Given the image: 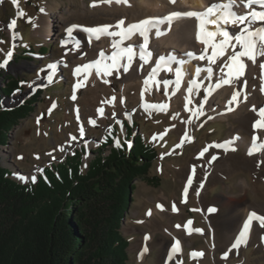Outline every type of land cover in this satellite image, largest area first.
Returning a JSON list of instances; mask_svg holds the SVG:
<instances>
[{"label":"rangeland","instance_id":"374dc122","mask_svg":"<svg viewBox=\"0 0 264 264\" xmlns=\"http://www.w3.org/2000/svg\"><path fill=\"white\" fill-rule=\"evenodd\" d=\"M94 3V0H17V3L13 4L12 0H0V41H3L0 43V64H3L9 51L12 53L8 63L0 67V89L8 91V80L10 79L18 81L20 86V89L15 90L9 98L4 97V103L20 105L27 101L37 100L34 111L13 129L9 143L3 147L1 153L3 165L12 171L16 180L28 184L33 181V177L37 181L44 174L46 168L67 161L77 151H83V167L86 169L96 156V152L108 155L110 149L116 146V141L120 144L124 140L130 145V140H128L130 135L142 136L156 148L159 154L153 162L148 176L153 179L157 178L158 184L148 179H139L135 183L129 209L122 225V233L130 242L128 247L129 263L164 264L159 260L158 248L154 249L151 252L152 255L147 256L144 261L138 251L131 250L134 243L141 238L145 239L152 233L151 229L143 225L148 220L150 221L151 217L148 213L155 208L156 203L160 202L157 195L164 191L170 198V205L181 204L180 210H182L183 216L174 215L172 224L175 227L177 225L183 227L187 220L191 219L195 229L202 230L199 231L200 233L196 232L187 237L190 243L186 246V251L179 254L171 264H264V250L259 248L257 242L249 245L240 254L235 252L230 257L228 255L229 258L222 259L220 252L215 253L212 250L215 242L207 231L209 229L208 221L220 231L226 228V218L234 205L232 201H239L244 197L237 184L240 179H246L249 185L247 205L250 203L264 204V176L256 178L251 171H236L223 180L221 178L214 180L213 184L210 183L205 191V199H199L197 195L198 183L192 180L196 178L192 177L196 172L190 176L192 177L191 181L194 182H191V186L187 182L189 179H183L180 182L181 168L185 167L193 158L200 156L199 154L209 144L224 141L230 124L224 121H213L210 115H206L199 119V125H193L195 137L193 141L178 147L180 137L174 132L159 139L156 137L157 134L166 131V127L173 123V111L167 107L164 110L156 108L147 110L145 107L139 108L130 105L126 110V114H129L126 116L128 121L125 117L117 114L120 106L119 103L117 105L113 103L112 95L109 96L110 93L106 95V92L101 90L98 91V93L101 92V95L99 93L96 96L93 91L96 86L92 79L91 69L90 71L82 70L79 73L72 70L74 68L71 64L72 61L91 59V51L87 52L86 48L78 43H68L62 37L45 38L40 32V34L38 33V23L49 14L52 6L69 7L71 10L65 14V17L74 19L81 7L83 8L86 4L88 8L92 9ZM13 19L16 23L10 29L9 24ZM31 46L34 54L28 53ZM24 57H30L32 60L22 59ZM51 64L56 65L54 72L48 67ZM50 76L51 79H49ZM168 76L170 77V74ZM238 81L239 79L235 80V82ZM120 84V80L116 77L112 82L113 89L120 92ZM162 93L167 94L172 100V93ZM75 95L79 101L76 98L73 99ZM99 96L101 98L103 96V98L101 99ZM164 103L165 99L160 102V105H164ZM78 104L82 111L84 110L85 115L84 123H86L85 129L87 130H84L83 136L80 133L82 125L77 112ZM105 105H107L108 112ZM100 109H103L102 113L99 111ZM93 120L98 123L90 127L89 123ZM136 122L137 126H135ZM231 122H234L233 119ZM115 135L117 137L113 138ZM72 137H80V139L73 140ZM110 139L113 141L111 147L101 146ZM246 154L243 147L232 153L235 156ZM211 158V154L207 155V160H211ZM207 172L206 174L210 173V171ZM198 174L197 172L196 176ZM188 186L191 188V193L187 199L184 190ZM226 195L230 198H224ZM152 198L156 199V203L152 201ZM211 207L219 209L212 217L208 215L207 211ZM162 224L165 227L168 226L169 220L163 219ZM127 225L134 226L141 231L129 233L126 231ZM185 232L182 230L181 237L187 236ZM154 235V239L158 241L165 234L158 230ZM167 238L168 246L173 248L176 238L168 236ZM217 240L216 245H224L222 238ZM226 249L231 250L232 247L228 245ZM193 252H202L203 256L193 258L191 256Z\"/></svg>","mask_w":264,"mask_h":264},{"label":"bare ground","instance_id":"6f19581e","mask_svg":"<svg viewBox=\"0 0 264 264\" xmlns=\"http://www.w3.org/2000/svg\"><path fill=\"white\" fill-rule=\"evenodd\" d=\"M94 2L96 6H93L92 9H90V7L88 8L85 4L83 8H80L78 13L75 12L76 16L74 19L65 17V14L71 10L69 7L60 8L59 6H52L49 14L40 20L37 28L38 33L40 32L45 38L62 37V39L68 43H78L85 47L87 52L91 51V59L87 61L79 60V62L72 61L71 64L74 67L72 69L73 71H75L78 67L83 68L85 64H89L97 59H100L99 54L101 51L105 53L102 63L91 68L92 79L96 86L93 91L96 96H98L99 93L101 95V92L98 93V91L101 90L106 92V95L107 93H110L109 96L112 95L111 100L113 103L115 105L119 103L120 110L117 114L125 117L126 119V116H129L128 113L126 114V110L130 105L143 108L145 105H160V102L165 99L164 105H167V108L174 112V115L172 116L173 123L166 127V131L157 134L156 137L161 139L169 133H177L180 137V145L182 144V146L189 143V139L191 141L195 139L193 125H199V119L201 117L210 115L213 121H224L230 124L229 132L224 141L209 144L207 147L208 151L204 152L203 156L199 154L200 156L193 158L185 167L181 168L182 171L179 172L181 175L180 182H182L183 179L188 180L195 176L196 178H193L192 180L198 183L197 195L199 199H205V191L210 183L213 184L214 180H219L221 178V180H223L227 176L233 175L236 171H251L256 178L264 176V164H260L259 167L257 166L258 161L264 160V151H261L256 155H248V149L252 144L253 122L259 119L256 112L252 111V108L255 106L258 110L259 108L264 107V92H261V76L264 75V70L260 67V64L264 63V58L258 57L256 63L245 60L246 68L244 75L239 78V81H234L230 86L225 85L216 89L214 85L222 75L220 68L227 62V56L217 59L215 63H209L208 59H198V57L204 52L205 48L203 44L198 43L196 40L198 22L195 18H182L175 20L171 25L170 30L167 25H159V29L161 32L165 33L164 35L157 37L155 35L156 30L154 29L152 31L150 34V42L148 44L149 50L152 51L151 62L143 63L137 56L128 67V71L125 72L123 68L120 67V64H126L127 61L118 60L116 70H112L110 74H108L105 72V66H111V60H109L108 57L116 51V49H113L112 47V42L113 40H119V37H110L101 34L100 39L97 40L95 39L96 34H90L84 31V29L87 28H98L102 26H112L109 28V31H118L115 25L121 19L125 20L126 27L128 24L137 23L142 19L150 17H164L174 11L202 12L211 3L215 2V0H174V2H172V0H129L130 6L125 5L124 3L117 4L115 0H113L111 4L104 2V0H94ZM236 10L240 13L246 11L242 6ZM262 26L264 25L255 24L252 27L259 28ZM69 28H72V31H74L71 33V36H69L67 31ZM209 30L214 31L215 29L213 26H209ZM225 30L230 33H237L240 29L238 26L228 25L225 26ZM90 35L93 37L91 41L89 40ZM142 43V38L137 34L133 35L131 39L125 40L121 47L134 46L138 50ZM211 51L212 49L209 47L208 55L211 54ZM189 52L194 53L197 58L187 56L186 54ZM230 52L231 50H229V54ZM168 56L175 57L177 61H185L182 65V80L179 88L176 87L175 68L180 65L176 63L161 66L155 76L149 80L148 85H145L144 81L149 78L152 69L159 61V57ZM168 67H171L173 70L168 71ZM97 68H99L100 75H97ZM198 68L201 70L199 76H197ZM208 69H211V78H209ZM88 70L90 71V69ZM225 71H227V69H225ZM168 74H170V77ZM76 77H78L77 74ZM116 77L121 83L120 92L115 91L112 86V82ZM76 79L79 80V78ZM193 80L197 82L199 87L192 86ZM165 81H167V85H165ZM189 87H193V91L191 93L188 92ZM209 89L212 90L211 94L206 96ZM142 92L143 97L141 95ZM162 92L172 93V100L169 99L167 94H163ZM233 92H239V103L238 105L233 104L229 106L227 105V102L231 99ZM75 98L78 100L77 95H75ZM103 104H101L102 107ZM105 106L107 111V105ZM109 106L111 107V105ZM229 107L233 108V110L229 111ZM198 109L200 114L198 116H193L192 112H195ZM83 111L78 104L77 112L79 114V120L83 130H87L85 129L86 123H84L85 115ZM111 112L113 111L111 110ZM232 119L234 121L233 123H236L237 125H234L231 122ZM96 120L91 121L94 122V124L89 123L90 127L98 123ZM127 120L129 121V119ZM100 121L105 122L102 120ZM185 134L187 138L185 137ZM258 135L260 137V141H264V131L259 132ZM76 139H80V137H76ZM227 141H234L231 147H234L236 150L241 147L245 148L247 154L243 156H235L232 155V153L236 150L225 151L222 147H215V145H225V142ZM260 141H258V144ZM209 154L218 157V159L209 163V161H211L207 160V155ZM207 171H210V173L206 174ZM193 172H198L199 174L196 176V173L194 174ZM192 173L193 176L190 177ZM237 184L240 188L241 195L244 197L242 200L232 201L234 205L232 204V210L226 218V228L223 231H220L215 229L212 226V223L208 221V233L214 241H216V239L221 240L222 238L224 244L222 245V248L224 249L228 245L232 247L251 212L254 211L259 215H264L263 203H250L247 205L249 185L246 179H240ZM187 189L186 198L188 199L190 197L191 188L188 186ZM157 196L160 202L156 203V199L152 198V201L156 203L155 208L152 211H149L151 213V219L148 218L150 221L148 220V222H145V225H143L144 227L151 229L153 234L151 233L152 235H148L147 240L141 238L139 241L134 243L131 250L138 251L140 254L143 253L140 257L142 261H144L147 256L150 254L152 255L151 252H153L154 249L158 248L160 262L164 264H171V262L176 259L179 254L186 251V246L190 243L187 237L194 235L198 231H196L193 223H187L183 227L179 228L175 227L172 224L174 215L183 216L182 210H180L181 204L175 203V208L177 210L173 211V206L170 205V198L164 191ZM224 198L230 197L226 195ZM158 205L161 207H157ZM205 215H207L206 212ZM165 218L169 220V225L166 227L162 224V220ZM158 230L163 231L168 237L176 238V241L179 239L178 241L180 243L178 252H172V248L168 246L169 240L167 236L164 235V237L159 238L158 241L154 239V234H156ZM182 230L186 231V237H181ZM126 231L131 233L141 231V229L127 225ZM189 232L191 234H189ZM254 242L259 244V248L261 250H264V227H261L256 221H253L250 226L246 244H242L238 248L232 249H235L234 252L240 254ZM149 244H151V247H149ZM145 248H147V251H144ZM214 250L216 251L217 247L214 246Z\"/></svg>","mask_w":264,"mask_h":264},{"label":"trees","instance_id":"16d2710c","mask_svg":"<svg viewBox=\"0 0 264 264\" xmlns=\"http://www.w3.org/2000/svg\"><path fill=\"white\" fill-rule=\"evenodd\" d=\"M8 85V91L0 89V264H130L122 225L136 181L158 184L148 177L156 148L132 134L130 147L123 140L108 155L96 152L86 169L83 151H77L46 168L36 182L21 183L3 165L1 153L37 100L6 105L4 97L20 89L15 79ZM112 144L110 139L101 146Z\"/></svg>","mask_w":264,"mask_h":264},{"label":"snow or ice","instance_id":"6c2138e0","mask_svg":"<svg viewBox=\"0 0 264 264\" xmlns=\"http://www.w3.org/2000/svg\"><path fill=\"white\" fill-rule=\"evenodd\" d=\"M13 4L17 3V0H12ZM104 2L111 4L113 0H104ZM117 4L124 3L125 5H129V0H115ZM174 2V0H172ZM92 6H96L94 3ZM130 6V5H129ZM243 7L246 11L243 13L238 12L236 9L239 7ZM259 9V10H257ZM43 11V9H41ZM22 15V13H21ZM182 18H195L197 20V32H196V40L198 43H201L205 46L204 52L198 57L200 60L208 59L209 63H215L217 59H221L224 56H227V62L224 63L223 67L220 68L221 77L215 83L214 87L219 89L225 85H231L235 80H238L240 77L244 75V71L246 68L245 60L251 61L256 63L257 58L261 57L264 58V26L259 28L252 27L255 24H262L264 25V0H215V2L211 3L204 11H174L169 13L167 16L160 17V18H146L142 19L137 23L128 24L125 27V20L121 19L115 25L118 31H109V28L112 26H102L98 28H87L84 31L90 34H96L95 39H100L101 34L107 35L110 37H119V40H113L112 47L116 49L111 56L108 57L111 60V66H105V72L110 74L112 70H116L117 61H124L126 60L127 63H121L120 67L123 68L125 72L128 71V67L133 62V60L138 56L139 59L143 63L151 62L152 51L149 50L148 44L150 42V34L155 29V35L157 37L164 35V32H161L159 29V25H167L168 29H171V25L177 19ZM16 23L15 19L10 21L9 28L11 29ZM228 25H235L239 27V32L237 33H230L229 31L225 30V26ZM209 26L214 27L213 30H209ZM72 28H69L68 34L71 36ZM139 35L143 43L139 46L137 50L134 46H124L125 40L131 39L133 35ZM93 37L90 35L89 40L91 41ZM219 38V39H217ZM3 43V41H0ZM209 47L212 49L211 54L208 55ZM239 49V50H237ZM229 50H231L229 54ZM11 51L7 53V58L4 60L3 64H0V67L5 66L8 63V59L11 58ZM100 59L96 61L85 64L83 68H77L76 72L79 73L82 70L86 71L93 67L100 65L105 57V53L101 51ZM191 58H197L194 53L189 52L186 54ZM169 62L176 63L180 66L175 68V76H176V87L179 88L181 80H182V65L185 63L183 60L177 61L175 57H159V61L156 63L155 67L152 69L149 78L145 79L144 84L148 85L149 80H151L157 71L161 68V64H168ZM52 71H55L56 65L51 64L48 66ZM262 70H264V63L260 64ZM227 69V71H225ZM168 71H172L171 67L167 68ZM200 69H197V76H199ZM209 73V78H211V69L207 70ZM97 75H100L99 68H97ZM51 79V76L49 77ZM262 86L261 92H264V75L261 76ZM107 82V81H105ZM167 85V81L164 82ZM193 87H199L195 80L192 81ZM193 87L188 88V92L191 93L193 91ZM211 89L206 93L207 95L211 94ZM143 97V92L141 93ZM239 92H233L231 99L227 102V105H233L239 103ZM75 99V97H73ZM246 100V97H245ZM190 102V101H189ZM167 105H145L146 109L149 108H156L159 110L166 109ZM187 110V105H186ZM229 111H232L233 108L229 107ZM101 113L103 109L99 110ZM252 111L256 112L259 119L253 122V136H252V144L248 149V155H256L257 153L264 151V141H260V137L258 135L259 132L264 131V107L256 109L253 106ZM200 114L199 109L195 112H192L193 116H198ZM91 122V121H90ZM190 122V121H189ZM94 124V122H91ZM81 136L84 134V130L81 127L80 129ZM186 137V134H185ZM187 138V137H186ZM73 140L76 137H72ZM258 141L260 143L258 144ZM189 142L191 140L189 139ZM116 146L119 147L120 144L118 141L115 142ZM234 141H227L225 145H215V147H222L225 151H235L234 147L231 145ZM131 145H129L130 147ZM182 146L181 145H178ZM63 151V148H61ZM208 149L205 148L200 155L203 156L204 152H207ZM218 159L216 156H212L211 161L209 163ZM260 164H264V160L258 161L257 166L259 167ZM33 182H35V177L32 178ZM191 179L188 180V184H191ZM202 186V185H201ZM187 187L185 188L184 192L185 195L187 194ZM157 207H161L158 205ZM175 205L173 206V211H176ZM216 209H209V212H214ZM151 214L150 212L148 213ZM256 221L259 223L261 227H264V215H259L256 212H251L243 225L242 231L239 233L238 237L234 241L232 248H238L242 244H246L247 242V235L250 230V226ZM192 221H188V224H191ZM179 228L180 225H177ZM196 231H202L196 229ZM189 234H191L189 232ZM147 240L148 237H145ZM179 241L177 240L173 245L172 252L179 251ZM147 251V248L144 249ZM143 253H141L142 255ZM193 258L195 257H202V252H193L191 253ZM171 257V253H170ZM224 259H227V253L223 256Z\"/></svg>","mask_w":264,"mask_h":264},{"label":"crops","instance_id":"0c3cea01","mask_svg":"<svg viewBox=\"0 0 264 264\" xmlns=\"http://www.w3.org/2000/svg\"><path fill=\"white\" fill-rule=\"evenodd\" d=\"M209 209H214V208L211 207V208H208V210H207V211H208V215H209L210 217H212L214 214H216L217 211L209 212ZM216 210H219V209L216 208ZM215 229H216V228H215ZM213 241H214V240H213ZM216 241H218V240L216 239ZM216 241H214V242H215V243H214V246L217 247V250L215 251L214 248H212V250H213L215 253L220 252V253H221V256H222V259H224L223 256H224L225 253H227V257H228V255H229V257H230V256H232V255L235 253V252H234L235 249H234V250H233V249H231V250H227L226 248L224 249V248H222V245H216ZM211 246H212V245H211ZM219 247H220V249H219ZM210 248H211V247H210ZM229 257H228V258H229ZM219 261H220V260H219Z\"/></svg>","mask_w":264,"mask_h":264},{"label":"water","instance_id":"95a60500","mask_svg":"<svg viewBox=\"0 0 264 264\" xmlns=\"http://www.w3.org/2000/svg\"><path fill=\"white\" fill-rule=\"evenodd\" d=\"M133 192H131V196H132Z\"/></svg>","mask_w":264,"mask_h":264}]
</instances>
